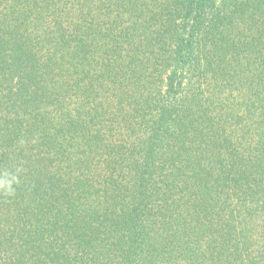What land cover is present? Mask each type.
Listing matches in <instances>:
<instances>
[{
    "label": "trees",
    "instance_id": "obj_1",
    "mask_svg": "<svg viewBox=\"0 0 264 264\" xmlns=\"http://www.w3.org/2000/svg\"><path fill=\"white\" fill-rule=\"evenodd\" d=\"M0 264H264V0H0Z\"/></svg>",
    "mask_w": 264,
    "mask_h": 264
}]
</instances>
